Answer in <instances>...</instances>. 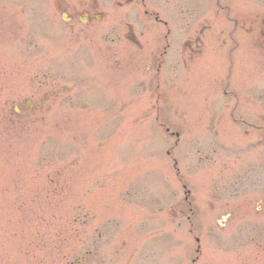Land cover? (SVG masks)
Instances as JSON below:
<instances>
[{"label":"rangeland","instance_id":"374dc122","mask_svg":"<svg viewBox=\"0 0 264 264\" xmlns=\"http://www.w3.org/2000/svg\"><path fill=\"white\" fill-rule=\"evenodd\" d=\"M213 2L0 0V264H264V0Z\"/></svg>","mask_w":264,"mask_h":264},{"label":"flooded vegetation","instance_id":"af4514ba","mask_svg":"<svg viewBox=\"0 0 264 264\" xmlns=\"http://www.w3.org/2000/svg\"><path fill=\"white\" fill-rule=\"evenodd\" d=\"M245 26L247 27V25L245 24ZM250 26V25H249ZM260 34L261 35H264V30L263 29H260ZM237 47V46H236ZM262 53L264 54V45L262 47ZM261 69H264V64H263V67Z\"/></svg>","mask_w":264,"mask_h":264}]
</instances>
